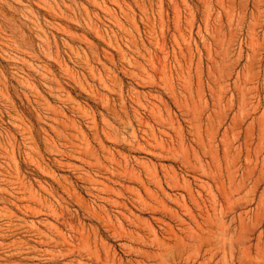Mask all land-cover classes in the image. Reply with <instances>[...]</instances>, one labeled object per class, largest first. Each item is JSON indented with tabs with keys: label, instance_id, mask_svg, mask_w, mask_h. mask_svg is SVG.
Returning a JSON list of instances; mask_svg holds the SVG:
<instances>
[{
	"label": "rangeland",
	"instance_id": "rangeland-1",
	"mask_svg": "<svg viewBox=\"0 0 264 264\" xmlns=\"http://www.w3.org/2000/svg\"><path fill=\"white\" fill-rule=\"evenodd\" d=\"M0 264H264V0H0Z\"/></svg>",
	"mask_w": 264,
	"mask_h": 264
},
{
	"label": "bare ground",
	"instance_id": "bare-ground-1",
	"mask_svg": "<svg viewBox=\"0 0 264 264\" xmlns=\"http://www.w3.org/2000/svg\"><path fill=\"white\" fill-rule=\"evenodd\" d=\"M108 106V105H107ZM122 118V117H121ZM154 132V131H153ZM81 146V145H80ZM106 147V146H105ZM141 146H139V148H140ZM145 150V149H144ZM116 164H117V162H116ZM119 164V163H118ZM103 167V166H102ZM103 168H105V167H103ZM104 184V183H103ZM43 186V185H42ZM67 188V187H66ZM114 191V190H113ZM87 204V203H86ZM89 211V210H88ZM99 215V214H98ZM62 237H63V235H62Z\"/></svg>",
	"mask_w": 264,
	"mask_h": 264
}]
</instances>
